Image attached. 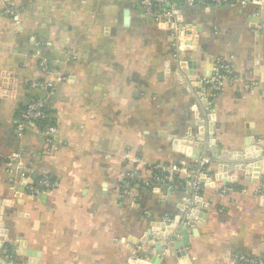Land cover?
Instances as JSON below:
<instances>
[{"label":"crops","instance_id":"obj_1","mask_svg":"<svg viewBox=\"0 0 264 264\" xmlns=\"http://www.w3.org/2000/svg\"><path fill=\"white\" fill-rule=\"evenodd\" d=\"M218 61L232 76L212 100L204 81ZM32 82L51 83L52 136L36 122L18 130L25 104L44 95ZM208 114L220 150L240 153L249 141L264 152V0L177 5L172 26L143 14L138 0H0V203L8 202L0 259L151 261L147 232L200 196L196 235L189 230L188 245L158 264H243L238 256L264 264L260 162L221 174L207 143L196 160L173 151L172 139L197 137L194 124ZM202 160L196 191L187 176ZM155 166H176L174 183L145 186ZM44 180L57 187L27 191Z\"/></svg>","mask_w":264,"mask_h":264},{"label":"water","instance_id":"obj_2","mask_svg":"<svg viewBox=\"0 0 264 264\" xmlns=\"http://www.w3.org/2000/svg\"><path fill=\"white\" fill-rule=\"evenodd\" d=\"M177 79H181L179 75L177 76ZM194 125L196 127L197 137L191 136L190 134L176 136L172 139V148L174 152L180 153L189 159L196 160L198 159V157L204 155L202 152V148L207 143L206 153L212 160L217 161L221 165L218 168L219 173L222 174L228 169L236 171L244 170L246 166L252 167L254 163L260 162L261 172L262 174H264V152H262V143H258L254 146L250 144L249 141H246L245 148L240 153L220 150L213 139V114H208L206 122L196 121ZM205 137L207 138V140L205 139ZM221 174H218L217 178H222ZM206 176L207 175L204 173L199 176L200 181L203 182ZM27 181L31 182L30 179H26L24 182V186ZM230 182L231 180L229 178L224 181L225 184H229ZM206 185L212 186V184ZM185 204L186 207L181 209L182 213L180 215L174 216L171 220L168 221L154 223L153 227L143 238L141 246L146 247L147 249L144 257L151 255V261H147L144 258L135 256L128 262V264H158L160 255L163 252L169 253V255H173V249L188 245L189 230H192L193 235H196V232H194V228L198 225V220L194 217L198 215L200 209L205 208L206 205L201 204L200 196L191 197ZM6 205H8V202L6 201L0 203V233L3 234L5 233V231L2 230V215L4 206ZM174 235L181 236V240L177 241ZM153 239H156L155 242H153ZM19 250L26 251L24 244L20 246ZM27 254L29 256H36L34 252H32V254L31 252H28ZM3 255L7 256L6 252ZM14 256L15 254H11V257ZM0 264L9 263L7 262V260L0 259Z\"/></svg>","mask_w":264,"mask_h":264},{"label":"built area","instance_id":"obj_3","mask_svg":"<svg viewBox=\"0 0 264 264\" xmlns=\"http://www.w3.org/2000/svg\"><path fill=\"white\" fill-rule=\"evenodd\" d=\"M139 1V9L140 11L153 18L155 22L158 24H167L172 26L174 20V14L177 5H182L187 8H192L198 5H206L212 7H222L224 5H229L231 0H138ZM39 67L42 72L49 71V62L45 58H41L39 61ZM216 71L217 75L211 78L210 80H205V84L207 86V91L209 93V98L215 100L218 93L222 90L224 86V82L231 79L232 70L230 67L222 62L218 61L216 63ZM51 83H40V82H32L30 84V88L36 91L43 93L44 95L41 98H30V100L25 104L23 110L20 113V116L17 120L18 122V130L22 132L25 130V125L27 123L36 122L40 125L45 136L49 137L55 132L54 128L48 121V114L46 108V102L53 94L50 89ZM49 139V138H48ZM207 161L202 160L198 162L195 166V170L193 173H188L187 176L189 180L192 181V187L197 191L199 189L197 182L195 180L197 177L203 174L204 167ZM178 172V168L176 166H155L153 168V172L150 175L149 179L143 181L145 186H150L155 183H174L176 179V173ZM43 189H38L35 183H28L26 188L28 192L33 194H37L44 189H53L57 187L56 183H51L49 180H44L40 184ZM238 261L243 264H261V262L257 260H253L251 258H247L244 256H238Z\"/></svg>","mask_w":264,"mask_h":264},{"label":"trees","instance_id":"obj_4","mask_svg":"<svg viewBox=\"0 0 264 264\" xmlns=\"http://www.w3.org/2000/svg\"><path fill=\"white\" fill-rule=\"evenodd\" d=\"M33 97H36V98H41V96L37 93V95L33 96ZM32 97V98H33ZM48 120L50 121V119L48 118Z\"/></svg>","mask_w":264,"mask_h":264}]
</instances>
